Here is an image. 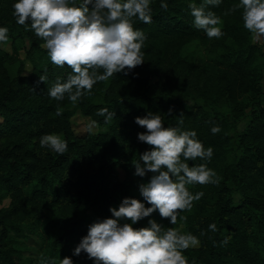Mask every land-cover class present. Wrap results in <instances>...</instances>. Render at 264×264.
Wrapping results in <instances>:
<instances>
[{"label":"trees","instance_id":"obj_1","mask_svg":"<svg viewBox=\"0 0 264 264\" xmlns=\"http://www.w3.org/2000/svg\"><path fill=\"white\" fill-rule=\"evenodd\" d=\"M14 2L0 0V27L9 29L10 45V51L0 48V190L9 196V206L0 209V264H41L42 257L59 264L63 253L74 264H94L86 253L73 255L88 226L111 217L109 208L118 207L125 197L144 202L128 184L134 185L135 177L147 183L152 175L136 176L133 167L140 154L150 150L138 141L137 133L145 129L135 123V117L148 112L160 113L165 127L195 130L205 148H213L210 160L188 161L190 166L207 164L220 178L218 184L191 185L190 191L204 195L190 211L179 213L178 218L187 217L182 231L200 239L199 247L184 252L189 264H264L263 53L243 26L242 9L224 14L239 0H222L218 7H210L222 18L224 33L211 39L194 27L190 13L189 5L199 6L203 0H151L152 22L135 20L134 26L147 37L142 52L158 38L162 47L156 52L155 69L165 64L167 80L151 81L148 72L136 67L128 75L118 73L98 82L92 94L75 105L67 94L63 101L48 95L57 78L66 81L72 70L52 64L44 41L16 23ZM162 2L167 10L161 8ZM191 38L205 44V62L182 52ZM163 52L170 54L165 61ZM26 68L29 74L22 73ZM41 75L47 81L37 84ZM57 108L62 110L59 116ZM101 108L116 113L110 123L97 115ZM75 109L107 127L75 133L70 118ZM244 116L245 124L237 129ZM214 126L220 128L216 134L211 132ZM46 134L66 140L67 151L60 155L41 147ZM116 166L123 169L122 176ZM149 219L165 229L172 227L158 211L133 227L147 226ZM211 224L216 225L215 232L209 230ZM25 227L37 229L41 236L42 249L36 257L22 256L6 243L8 230L22 232ZM69 245L72 250L65 252Z\"/></svg>","mask_w":264,"mask_h":264},{"label":"clouds","instance_id":"obj_2","mask_svg":"<svg viewBox=\"0 0 264 264\" xmlns=\"http://www.w3.org/2000/svg\"><path fill=\"white\" fill-rule=\"evenodd\" d=\"M221 2L203 0L199 6L189 5L194 27L203 30L209 39L224 34L222 18L210 10ZM150 5L151 0H80L79 3L77 0H16L12 8L16 23L44 41L51 63L72 70L66 81L57 78L48 89V95L56 101H63L67 94L68 100L75 105L84 96L91 95L98 82L108 81L118 73L128 75L143 65L142 48L147 37L143 30L134 26V21L151 23ZM167 7V3H161V8L167 10ZM238 9H242L243 26L253 39L264 37V0H239V4L224 14ZM8 32L7 27H0V44L9 41ZM100 69H103L102 73ZM46 81L47 76L41 75L37 84ZM172 111L170 108L167 115L171 116ZM56 114L61 115L62 110L57 108ZM97 115L104 116L105 123H110L116 113L101 108ZM135 123L145 129L137 133L138 141L150 146V150L141 153L140 160L133 164L134 175L145 177L152 174L147 183L139 184L144 202L125 197L118 207H110L111 217L90 224L87 235L81 238L73 255L86 253L94 264H189L184 252L200 246L196 235L180 228L165 229L155 219H149L144 227L135 228L133 225L157 211L162 219L176 225L179 213L190 211L193 202L204 195L203 192L193 194L188 185L219 183L217 173L207 164L190 166L188 163L198 158L210 160L213 148H205L195 130L165 127L160 113L137 116ZM95 125L96 121H92L89 131ZM179 125H183L182 112ZM219 131L218 126L211 128L213 134ZM40 146L60 155L68 149L67 141L57 134L41 137ZM145 202L150 206L146 207ZM179 218L181 221L187 219L184 216ZM209 230L215 232L216 225H209ZM41 264L57 262L42 257ZM59 264L74 262L71 257H64Z\"/></svg>","mask_w":264,"mask_h":264},{"label":"rangeland","instance_id":"obj_3","mask_svg":"<svg viewBox=\"0 0 264 264\" xmlns=\"http://www.w3.org/2000/svg\"><path fill=\"white\" fill-rule=\"evenodd\" d=\"M251 39L259 45L261 52L263 53V55L260 57L261 73H262L260 82H261L262 88L264 89V37H261L259 40H254L251 35ZM27 44L28 42L25 39L24 46L26 47ZM161 47L162 45L157 38L154 41L153 45L151 44V46L148 47L147 52H143L144 53L143 65L137 66V67H141L145 72H148L149 79L151 81L156 80L159 83H164L167 80L165 64L162 66L161 69H155V67L159 65V63L155 61L156 52H159L161 50ZM0 48L10 51L9 41L7 43L0 44ZM169 52H167V54L165 52L162 53L164 54L163 61H165L166 57L170 55ZM182 52L187 54L191 58L197 60L199 63L205 62L208 58V52L205 48V44L199 38H191L187 40L182 47ZM18 55L20 57L24 56L23 48L19 49ZM29 72L30 70L27 68L22 71L23 74H29ZM70 118L72 120L73 130L75 133L81 134L84 131L89 130L88 126L92 122V120L88 116L82 114L78 109L74 110ZM246 119H247L246 116L242 117L236 123L235 125L236 128L237 129L241 128L245 124ZM106 127L107 126L105 125H101V126L95 125L92 127L91 131L103 130ZM115 171L117 172L119 176L123 175V169L121 167L116 166ZM134 182L136 185L135 184L132 185L131 183H129L128 186L135 192H138L139 184L141 183L140 181L137 182L136 177L134 178ZM192 185H195V184H192ZM187 187L190 191L191 185H188ZM190 192L195 194L193 191H190ZM8 206H9L8 193L4 189L0 190V209H5ZM183 226L184 224L179 218L177 220V224L172 225V227L180 228L181 230ZM5 238H6L5 239L6 243L12 247L14 252L21 253L22 256H25V257H31V256L36 257L38 256V254L40 253L42 249V239H41V236L38 234V230L37 229L35 230V228H32L31 230H29L27 229V227H25L22 232L20 231L15 232L13 230H8L7 236ZM71 250H72L71 245L65 248V252H70ZM65 255H66L65 253L61 254L60 257H58V260L65 257Z\"/></svg>","mask_w":264,"mask_h":264}]
</instances>
